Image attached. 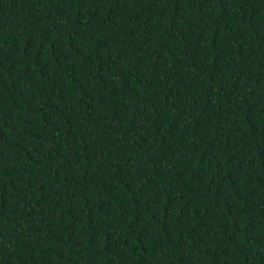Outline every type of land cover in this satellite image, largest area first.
<instances>
[{"label": "trees", "instance_id": "trees-1", "mask_svg": "<svg viewBox=\"0 0 264 264\" xmlns=\"http://www.w3.org/2000/svg\"><path fill=\"white\" fill-rule=\"evenodd\" d=\"M0 264H264V0H0Z\"/></svg>", "mask_w": 264, "mask_h": 264}]
</instances>
